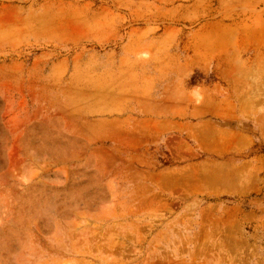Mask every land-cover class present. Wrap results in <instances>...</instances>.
<instances>
[{
    "label": "rangeland",
    "instance_id": "374dc122",
    "mask_svg": "<svg viewBox=\"0 0 264 264\" xmlns=\"http://www.w3.org/2000/svg\"><path fill=\"white\" fill-rule=\"evenodd\" d=\"M0 264H264V0H0Z\"/></svg>",
    "mask_w": 264,
    "mask_h": 264
}]
</instances>
